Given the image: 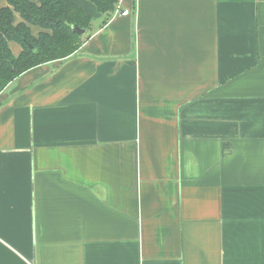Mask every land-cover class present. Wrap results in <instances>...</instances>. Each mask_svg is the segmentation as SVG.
Wrapping results in <instances>:
<instances>
[{
    "label": "crops",
    "instance_id": "crops-1",
    "mask_svg": "<svg viewBox=\"0 0 264 264\" xmlns=\"http://www.w3.org/2000/svg\"><path fill=\"white\" fill-rule=\"evenodd\" d=\"M70 1L0 92V264H264V0Z\"/></svg>",
    "mask_w": 264,
    "mask_h": 264
},
{
    "label": "trees",
    "instance_id": "trees-1",
    "mask_svg": "<svg viewBox=\"0 0 264 264\" xmlns=\"http://www.w3.org/2000/svg\"><path fill=\"white\" fill-rule=\"evenodd\" d=\"M106 18L115 12L117 0H87ZM8 7L0 10V92L12 80L39 65L65 60L79 51L86 35L78 36L72 26L88 32L91 20L70 0H7ZM14 12L21 19L14 25ZM30 27L39 28L37 38ZM9 42L18 44L22 53L15 58Z\"/></svg>",
    "mask_w": 264,
    "mask_h": 264
},
{
    "label": "water",
    "instance_id": "water-1",
    "mask_svg": "<svg viewBox=\"0 0 264 264\" xmlns=\"http://www.w3.org/2000/svg\"><path fill=\"white\" fill-rule=\"evenodd\" d=\"M72 31L78 36H83L86 33L84 29L80 30L77 26H72Z\"/></svg>",
    "mask_w": 264,
    "mask_h": 264
},
{
    "label": "built area",
    "instance_id": "built-area-1",
    "mask_svg": "<svg viewBox=\"0 0 264 264\" xmlns=\"http://www.w3.org/2000/svg\"><path fill=\"white\" fill-rule=\"evenodd\" d=\"M116 14H117V15H120V16H124V17H126L127 15L130 14V11H129V10H127V11H122V12H120V11H116Z\"/></svg>",
    "mask_w": 264,
    "mask_h": 264
}]
</instances>
